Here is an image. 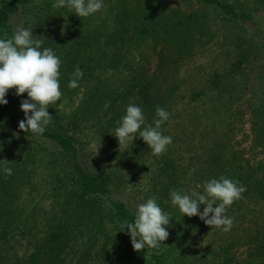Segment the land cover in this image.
Instances as JSON below:
<instances>
[{
	"label": "trees",
	"instance_id": "1",
	"mask_svg": "<svg viewBox=\"0 0 264 264\" xmlns=\"http://www.w3.org/2000/svg\"><path fill=\"white\" fill-rule=\"evenodd\" d=\"M54 3L0 0V39L32 29L61 59V100L77 99L50 106L42 134L19 129L27 93L0 105V264H264V0H103L88 17ZM129 104L149 124L170 113L165 153L139 137L119 148ZM220 176L246 188L228 232L170 197ZM152 196L169 237L137 252L124 222Z\"/></svg>",
	"mask_w": 264,
	"mask_h": 264
},
{
	"label": "clouds",
	"instance_id": "2",
	"mask_svg": "<svg viewBox=\"0 0 264 264\" xmlns=\"http://www.w3.org/2000/svg\"><path fill=\"white\" fill-rule=\"evenodd\" d=\"M52 6L54 8L66 6L69 11L74 10L77 16L88 17L101 11L104 4L103 0H56ZM43 43V40L34 38L32 29H21L10 39H0V105L8 103L5 97L10 89H15L17 96L27 93L28 99L22 100L20 105L24 119L19 121V129L35 134H42L46 126L52 122L53 116L49 114L48 109L56 105L62 97L61 59L51 48L41 50ZM83 75L82 69L77 65L68 87L72 89L79 87L78 82ZM156 116L158 118L153 121V126L146 122L140 106L129 104L126 115L118 121L119 126L115 128L114 135L119 148H126L139 137L151 149L153 155L165 153L167 146L173 141L170 136L163 135L160 129L169 120L170 113L157 106ZM4 171L7 175L12 174L11 168H5ZM203 188V194L196 191L191 194L183 190L171 191L172 205L178 206L183 215L199 216L212 228L230 231L234 217L227 216L226 210L235 201L244 198L242 194L246 188L239 181L225 176L205 182ZM157 199L156 196H152L145 203L138 205L134 222H124L134 251L139 252L146 247L160 249L163 241L169 237L166 226H169L171 214L158 205ZM201 205H205L202 212Z\"/></svg>",
	"mask_w": 264,
	"mask_h": 264
},
{
	"label": "rangeland",
	"instance_id": "3",
	"mask_svg": "<svg viewBox=\"0 0 264 264\" xmlns=\"http://www.w3.org/2000/svg\"><path fill=\"white\" fill-rule=\"evenodd\" d=\"M76 101H77V99L75 100V102H73V101H65V100H60V101H58V106L59 107H69V105L71 106L72 104H74V103H76ZM91 146H92V149L93 150H101V151H105V150H109V151H111L112 150V146L111 145H105L104 143H99L98 141H96V140H93L92 142H91ZM133 180L134 181H137L138 183H140V181H142V179H141V176L138 174V173H135V176L133 177ZM143 185H145L146 183H142ZM242 250L243 249H239L238 250V255L240 256V257H243V255H244V253L242 252Z\"/></svg>",
	"mask_w": 264,
	"mask_h": 264
}]
</instances>
